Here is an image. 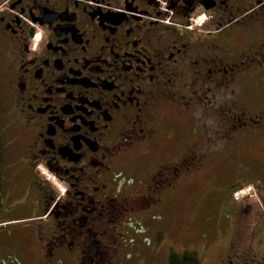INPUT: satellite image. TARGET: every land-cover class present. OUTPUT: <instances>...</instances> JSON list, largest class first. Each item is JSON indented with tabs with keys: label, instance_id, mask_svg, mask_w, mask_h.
I'll list each match as a JSON object with an SVG mask.
<instances>
[{
	"label": "flooded vegetation",
	"instance_id": "1",
	"mask_svg": "<svg viewBox=\"0 0 264 264\" xmlns=\"http://www.w3.org/2000/svg\"><path fill=\"white\" fill-rule=\"evenodd\" d=\"M198 176L218 264H264V0H0V230L26 264H116L140 231L158 254L146 213Z\"/></svg>",
	"mask_w": 264,
	"mask_h": 264
},
{
	"label": "rangeland",
	"instance_id": "2",
	"mask_svg": "<svg viewBox=\"0 0 264 264\" xmlns=\"http://www.w3.org/2000/svg\"><path fill=\"white\" fill-rule=\"evenodd\" d=\"M197 178L201 177H195L193 179L195 181L191 186H184L177 192V203L173 210L161 215L158 214V216L152 215L150 212L146 213L145 221L156 228H161L163 245L158 254L155 252L154 246L148 252V246H145V242L142 243L141 233L132 234L131 237L134 241L128 244L129 248L124 251L119 260L120 263L117 262L116 264H167L170 245L173 246L174 251L180 252L183 246L192 249L190 247L192 242H196L201 246L209 240H211V247L203 253V256L201 250L197 251L201 258L200 264H218V233H214L211 238L207 233L208 225H216L217 213L209 214L208 211H205V205H207V196L210 193L219 194L220 188L218 183H205ZM7 219L9 217H2V221ZM7 223L9 222H4L0 230V264H26L25 260H22L14 252L15 248L10 242L13 227L10 224L6 226ZM3 239L9 241L6 242L5 246L2 243ZM187 242L190 243L188 246ZM144 246L145 249H143ZM24 249H27V247L25 246ZM127 252L128 255H126ZM38 263L39 261L31 260V264Z\"/></svg>",
	"mask_w": 264,
	"mask_h": 264
},
{
	"label": "trees",
	"instance_id": "3",
	"mask_svg": "<svg viewBox=\"0 0 264 264\" xmlns=\"http://www.w3.org/2000/svg\"><path fill=\"white\" fill-rule=\"evenodd\" d=\"M198 258L193 252L173 254L169 256V264H198Z\"/></svg>",
	"mask_w": 264,
	"mask_h": 264
}]
</instances>
